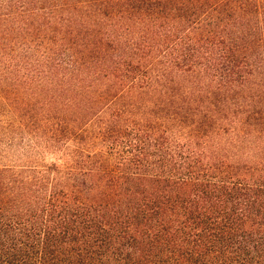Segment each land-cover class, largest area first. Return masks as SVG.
I'll use <instances>...</instances> for the list:
<instances>
[{
	"label": "trees",
	"instance_id": "16d2710c",
	"mask_svg": "<svg viewBox=\"0 0 264 264\" xmlns=\"http://www.w3.org/2000/svg\"><path fill=\"white\" fill-rule=\"evenodd\" d=\"M0 113V264H264V0H0Z\"/></svg>",
	"mask_w": 264,
	"mask_h": 264
},
{
	"label": "rangeland",
	"instance_id": "374dc122",
	"mask_svg": "<svg viewBox=\"0 0 264 264\" xmlns=\"http://www.w3.org/2000/svg\"><path fill=\"white\" fill-rule=\"evenodd\" d=\"M3 119H5V116L3 114L0 113V121H3ZM41 154V153H40ZM41 155H44V157L46 158L47 161H51L53 160V157H56L55 155H52V154H47V153H43ZM14 156L10 155L9 157H7L5 160L3 159L4 163H7V164H11L13 162H10L12 161L14 158ZM1 161V160H0Z\"/></svg>",
	"mask_w": 264,
	"mask_h": 264
}]
</instances>
